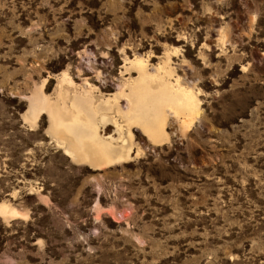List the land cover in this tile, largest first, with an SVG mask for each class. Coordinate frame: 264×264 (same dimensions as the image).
<instances>
[{"label": "rangeland", "instance_id": "374dc122", "mask_svg": "<svg viewBox=\"0 0 264 264\" xmlns=\"http://www.w3.org/2000/svg\"><path fill=\"white\" fill-rule=\"evenodd\" d=\"M133 58L196 98L158 143L108 111ZM60 94L121 160L64 153ZM0 203V264H264V0H0Z\"/></svg>", "mask_w": 264, "mask_h": 264}, {"label": "bare ground", "instance_id": "6f19581e", "mask_svg": "<svg viewBox=\"0 0 264 264\" xmlns=\"http://www.w3.org/2000/svg\"><path fill=\"white\" fill-rule=\"evenodd\" d=\"M127 63L135 69L136 77L127 80L119 89V94L125 100V108L121 109L117 105L108 108V111L116 113L125 122V134L129 135V128L133 126L151 142L158 143L166 140L163 135L166 114L181 121L184 126L191 124L197 113L196 98L192 91L178 83V79L170 81L168 77L171 71L164 64L149 71L145 62L139 58H133ZM125 86L126 92L123 90ZM33 98H37L38 102L32 101L30 111L34 113L45 109L50 122L49 130L58 138V142L65 144L63 151L71 159L102 163L122 158V140L121 144L114 146L111 141L99 138L93 122V115L98 112V108L92 105L86 95H73L68 107L60 102L64 98L63 94L58 96L55 106L48 103L47 99L38 96ZM107 102L108 98L104 103ZM98 116L102 121L108 118L106 113ZM114 123L119 133L121 128L117 122ZM0 215L15 216L18 212L0 203Z\"/></svg>", "mask_w": 264, "mask_h": 264}]
</instances>
